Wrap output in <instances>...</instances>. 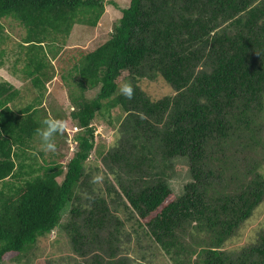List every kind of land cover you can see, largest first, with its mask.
I'll return each mask as SVG.
<instances>
[{
	"label": "trees",
	"instance_id": "16d2710c",
	"mask_svg": "<svg viewBox=\"0 0 264 264\" xmlns=\"http://www.w3.org/2000/svg\"><path fill=\"white\" fill-rule=\"evenodd\" d=\"M106 4L0 0L1 58L11 40L3 20L26 31L17 46L24 88L0 82V264L23 262L60 229L76 254L86 255L89 242L98 247L91 264H129L116 258L118 204L170 264H264V227L255 244L227 249L264 202V0H131L123 10L112 2L121 17L107 42L64 62L74 28H96ZM54 62L75 107L54 118L78 132L72 153L63 151L66 130L57 134L52 155L39 150L35 132L53 118L44 98ZM157 79L174 96L150 98L143 85ZM124 82L132 99L119 91ZM31 89L36 97L16 108ZM118 113L120 142L109 150L94 122L115 128ZM177 158L188 160L192 179L182 195L170 184ZM101 160L117 168L108 195L87 173Z\"/></svg>",
	"mask_w": 264,
	"mask_h": 264
},
{
	"label": "rangeland",
	"instance_id": "374dc122",
	"mask_svg": "<svg viewBox=\"0 0 264 264\" xmlns=\"http://www.w3.org/2000/svg\"><path fill=\"white\" fill-rule=\"evenodd\" d=\"M104 1L107 3L106 12L96 28H89L88 26H77L74 28L71 37L68 39L66 54L63 56L64 62H67V59L71 60V57L76 56L78 51H94L107 42L115 23L121 17L119 9L123 10L128 8L131 0ZM112 2L115 3L119 9L109 4ZM3 24L6 29L5 32L9 35L11 40L4 46V48L8 50L4 53L2 58V48H0V62L3 63V65L0 66V82L8 81L16 88L23 89L25 80L22 79V69L25 66V57L19 52L20 50L17 46L21 43L22 37L25 36L26 31L18 22L12 19L3 20ZM54 65L58 73H56V77L50 84L48 93L44 98V107L53 118L55 112H61L60 114L63 116L70 117L71 113L75 111V107L69 100L68 89L61 79L60 64L54 62ZM143 88L150 98L155 101L174 96L175 94L171 86L163 79L154 81L148 80L144 83ZM31 91L24 93V101L15 103L16 108L24 107L26 102L36 97L38 93L32 89ZM97 92V90L89 92L87 97L95 98ZM119 114L120 113L115 115V128L108 125L106 119L94 122L97 137H99V140L103 144L108 146L109 150H111L112 147H117L120 142L118 139V129L121 127L124 116L123 118H117ZM64 130H66V134L69 135L68 145L70 150L67 151L66 148L63 147V151L64 153H72L73 149L76 150L74 136L75 133L78 132V129H72L65 124ZM174 165L175 175L170 181L171 188L175 195H182L183 187L192 180L189 173V162L187 159L177 158L174 160ZM111 168L117 169L116 164H114V167L110 166L109 168L106 164H103L102 160L88 166L87 173L91 177V181L95 183L94 187L97 191L100 188H102V192L105 191L107 185L106 181L111 177H108V174L112 172ZM119 174L122 175L123 171L119 172ZM112 185L113 189H119L118 186H115L113 183ZM105 194L108 195L106 191ZM118 205V211L114 212L120 219L122 226L120 227V233L116 237L119 247L116 258L126 259L129 264H170L161 254V251L155 247V244L145 236L144 230L138 226L133 213L130 210L126 211L122 205ZM113 207H116V204H113ZM68 215V212L64 214V222L68 219ZM263 227L264 202L255 211L253 217L243 226L240 231V233L242 232L240 238L232 241L227 249L235 251L253 243L255 244L258 239L259 231ZM85 252L86 255L84 256L74 253L68 234L60 229L54 231L48 238L40 239L37 245L28 252L23 262L19 264H91L94 260V256L98 254L99 251L96 245L89 242V245L85 248Z\"/></svg>",
	"mask_w": 264,
	"mask_h": 264
},
{
	"label": "clouds",
	"instance_id": "9594fccd",
	"mask_svg": "<svg viewBox=\"0 0 264 264\" xmlns=\"http://www.w3.org/2000/svg\"><path fill=\"white\" fill-rule=\"evenodd\" d=\"M119 91L127 99H132L134 94V89L130 82L122 83ZM64 129L65 122L63 120L55 118L44 119L35 132V135L39 137V150L44 153H54L56 151L55 136L63 133Z\"/></svg>",
	"mask_w": 264,
	"mask_h": 264
}]
</instances>
